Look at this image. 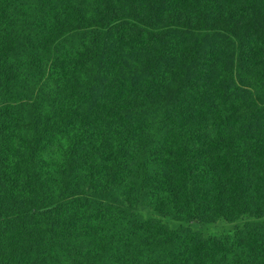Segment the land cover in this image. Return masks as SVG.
<instances>
[{
	"label": "trees",
	"instance_id": "16d2710c",
	"mask_svg": "<svg viewBox=\"0 0 264 264\" xmlns=\"http://www.w3.org/2000/svg\"><path fill=\"white\" fill-rule=\"evenodd\" d=\"M0 264H264V0H0Z\"/></svg>",
	"mask_w": 264,
	"mask_h": 264
},
{
	"label": "rangeland",
	"instance_id": "374dc122",
	"mask_svg": "<svg viewBox=\"0 0 264 264\" xmlns=\"http://www.w3.org/2000/svg\"><path fill=\"white\" fill-rule=\"evenodd\" d=\"M136 211L139 214H142L146 217H160L166 224H168L171 228L176 229L178 228L181 224L177 223L174 219L172 218H167V217H162L159 216L158 214H155L152 212L149 208L145 206H139ZM243 224V222H237L235 224H229L226 223L225 221H220L216 224H200V223H192L189 226L191 228H194L195 230H199L203 232L207 236H212L216 234H222V233H233L238 227H240Z\"/></svg>",
	"mask_w": 264,
	"mask_h": 264
}]
</instances>
